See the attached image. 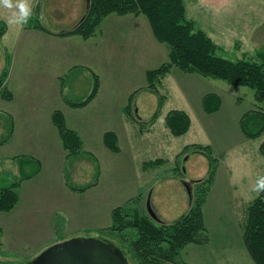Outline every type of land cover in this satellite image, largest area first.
Returning <instances> with one entry per match:
<instances>
[{"label":"rangeland","instance_id":"374dc122","mask_svg":"<svg viewBox=\"0 0 264 264\" xmlns=\"http://www.w3.org/2000/svg\"><path fill=\"white\" fill-rule=\"evenodd\" d=\"M186 4L188 15L194 17L198 26L222 46L219 53L223 56L255 60L257 50L264 49V0H186ZM96 33L88 38L76 35L89 39ZM5 42L0 38V70ZM158 42L161 54L162 45L166 47V57L151 63L150 69L169 59V44ZM44 69H36L43 74L32 78L51 77V73ZM100 72L105 85L102 101L98 103L97 100L92 106L80 109L66 106L67 126L77 129L83 139L80 151L69 154L70 151L63 148L65 153L62 159L51 162L50 159L56 158L52 146L49 149L51 155L45 161L44 178L29 180L18 187L21 194L20 211L0 212V224L4 225L5 232V237L0 235V264H29L44 248L78 234L94 233L126 246L123 232L111 229L113 218L111 215L108 218L107 212L113 204L124 205L131 200L130 211L137 208L148 212L149 201L160 219L170 221L177 218L190 206L188 183L193 197V181L208 175L205 155L182 151L186 145L194 143L212 147L213 155L217 158L218 182L208 193L203 207L209 238L204 243H188L182 247L180 261L187 264H251L253 259L244 242L242 224L247 220L250 203L258 195L254 191L256 180L264 175V155L260 152L264 131L256 137H248L239 121L251 109L264 110V103L256 98L255 90L241 83L187 72L173 66L158 84L160 94L166 95L160 115L152 130L141 134L138 127L147 123L158 108L159 98L157 92L146 87L148 79L145 71L141 67L115 69L98 64ZM95 75L98 74L94 72ZM81 76L87 78V75ZM122 78L134 81L135 87L122 83ZM84 81L78 80L72 86V91L67 90L66 93L74 97L85 94L89 87H85ZM13 85L17 86L22 103L28 84L19 78L15 81L14 77ZM30 85L35 99L46 97L47 89L52 86L50 82H33ZM129 88L133 93L128 100L125 96L130 92ZM208 92L218 93L222 99L221 107L214 112H207L202 104V97ZM107 95L109 98H105ZM1 103L2 98L0 107L3 108ZM122 103L131 105L132 113L140 120L139 124L123 122L124 111L116 112L117 105ZM24 107L17 106L18 110ZM35 108L40 113L45 111L38 101ZM108 108H111L112 114L101 113ZM173 109L185 110L192 118L190 129L182 135H173L166 126L165 116ZM4 117L1 112L0 138L6 133L3 129ZM18 120L24 123L27 116H20ZM113 126L120 129V151L111 150L103 142L104 130ZM18 133L23 136L18 134L15 139L0 144V182H4L6 176L12 177L6 171L15 166L13 160L5 161L4 158L36 149L32 141L25 138L26 132ZM158 157L167 161L155 167H143L144 162ZM96 164L100 167L99 185L85 193L77 192L78 196L65 197L58 167H64V174L70 183L84 184L94 179ZM103 191L111 192V198L108 196L101 200L100 192ZM66 201L71 206L72 214L57 213V209L49 212L48 220L46 207ZM50 217L54 223L50 222ZM100 218L103 221L108 218L106 222L110 223L102 227L104 222ZM132 262L135 261L132 259Z\"/></svg>","mask_w":264,"mask_h":264},{"label":"trees","instance_id":"16d2710c","mask_svg":"<svg viewBox=\"0 0 264 264\" xmlns=\"http://www.w3.org/2000/svg\"><path fill=\"white\" fill-rule=\"evenodd\" d=\"M111 13L145 14L151 24L155 37L169 44V60L156 68L146 70L148 89L157 92L158 108L150 119L139 126L140 131L151 130L160 115V108L166 95L160 94L158 84L171 72L173 66L187 72H198L205 76L221 78L228 82H237L255 90L256 98L264 103V49L257 50V59H232L219 53L222 46L204 29L198 26L197 20L188 15L186 0H90L87 11L80 22L72 29L60 31V35L80 34L88 38L96 33L102 20ZM31 25L46 28L42 25L37 8L32 11ZM7 30L4 20L0 19V36ZM48 30V29H47ZM4 71L0 77V94L6 99L13 98V93L4 85ZM100 79L94 76L90 92L79 99L66 98L68 104L80 107L88 104L98 94ZM202 104L207 112H214L221 107L222 99L218 93L208 92L202 98ZM125 111L136 119L131 105ZM133 118V117H132ZM52 119L58 127L64 147L70 153L80 151L83 140L79 133L69 128L65 115L60 109L52 114ZM166 126L173 135L186 133L192 120L188 112L182 109L170 110L165 116ZM240 127L248 137H256L264 131V110L254 108L240 118ZM13 132V122L10 121L7 133L0 139L4 143ZM104 142L113 151H120L118 135L114 130L104 133ZM182 151H192L204 154L209 160L208 175L193 181L194 193L189 209L179 217L164 221L154 219L148 212L137 208L130 211V201L112 210L113 224L111 229L123 232L126 246H121L129 253L133 264H187L180 261L181 249L188 243H204L209 238L204 217V204L209 190L214 182L217 168V158L212 147L207 144L194 143L186 145ZM260 152L264 155V140L260 144ZM19 166V175L4 178L0 182V211L13 209L19 201L18 187L23 180L37 174L42 167L39 159L30 155L15 156ZM167 159L158 157L143 163L144 168L162 165ZM93 183L72 185L73 189L83 191ZM1 234V232H0ZM244 242L253 259L251 264H264V192L257 195L250 203L248 217L244 229Z\"/></svg>","mask_w":264,"mask_h":264},{"label":"crops","instance_id":"0c3cea01","mask_svg":"<svg viewBox=\"0 0 264 264\" xmlns=\"http://www.w3.org/2000/svg\"><path fill=\"white\" fill-rule=\"evenodd\" d=\"M29 3L32 11L37 8V13L40 17V21L46 27V30L28 26L32 23L30 18L26 24L10 22V20L12 19V13L18 10H9L0 6V19L4 20L7 25V30L3 35L0 36L1 39L6 41L4 45L5 53L3 55L0 77L4 71L7 73L4 79V85L13 93V98L11 99H6L0 94V98H2L3 102L1 103L3 108L0 107V113L2 112L5 116L3 129L4 132L7 133L9 123L10 121H12L13 132L7 141L15 139L18 134L20 137H22L23 135L18 132L24 131L27 133L25 138L32 141V146L36 148L35 150H27L25 152L17 153L14 156H11V158L9 159L4 158L5 161L13 160L15 164L12 170L10 169L6 172L11 173L12 176L19 175V166L14 159V157L18 155L33 156L39 159L42 163L41 170L32 177L23 180L21 184H24L29 180L44 178L46 169L45 161L51 155L49 149L52 146H54L55 148L56 158L54 160L50 159V161L53 162L58 158L60 160L62 159V155L65 153L63 151V148L65 147L60 131L52 119V114L56 109H60L64 113L67 120L66 106H70L72 108L74 106L68 104L66 98L79 99L85 97L90 92L93 86L94 72L99 75L100 79L98 94L88 104L74 108H86L92 106L95 102H97V100L98 103L102 101L101 96H105V94L103 93V91L105 90V85L101 72L100 74L98 73V64L101 67H114L115 69L123 67H141L146 73V70L150 69V67L153 65L151 63H156L157 61L162 59V57H166V47L162 45L161 54V51H159L160 43L153 33L148 17H145L146 15H144L143 13H111L102 20L94 37L84 39L76 34L60 35L58 34V32L69 30L80 22L87 11L89 0H29ZM10 28L15 30L12 31ZM41 68H46V70L44 69V71L50 72L51 77L39 76L40 78L33 79L32 77L34 75L43 74L39 73L36 70ZM75 73H77L78 75H75ZM81 74L87 75V78L81 76ZM14 77L15 81L19 78L22 79V81H26L28 84V87L24 90L25 99L22 103L19 101L17 86L13 85ZM80 79H82V81L85 80L83 83L85 87L86 85L89 87V90L85 94L77 97L68 95L66 91H72V86H75V84ZM116 81L119 82L118 79ZM33 82H41L46 84L50 82L52 84V86L49 87L46 91V97L42 96L41 99H35L34 94H32V85H30ZM121 82H126V84L130 83L131 87H135L133 86L134 81L130 82L129 80H125V78H122ZM129 91L130 92L125 96L128 100L131 98V94L133 93L130 88ZM108 96L109 95H107L105 98H109ZM37 101L38 105L42 106V108L45 109V113H40V110L35 108V104L37 103ZM21 105L25 107L23 108V110H18L19 108H17V106ZM127 105L128 104L125 103H122L120 105L118 104V107L116 109L117 113L120 112V110L124 111L123 113L125 117L123 116V122H131L133 124H137L138 122L140 123V120L132 118L131 115H129L125 111L124 108ZM110 110L111 108H108L104 111L102 110L101 113L109 112L110 114H112V111ZM20 116H27L26 122L19 123L18 117ZM72 129L78 132L77 129ZM107 130H114L117 133L118 140L120 142V129L115 126L104 130L103 142L104 133ZM151 130L140 131V129H138V132H141V134H145L150 132ZM5 143L6 141L0 144L2 145ZM68 151L69 150L67 149V152ZM57 153L59 154V157L57 156ZM207 161L208 171V158ZM58 171V176L60 179V183L63 185L62 190H64L63 194L65 197L78 196L77 192L80 191L73 189L72 185H86L88 183H93L86 190L81 191L85 193L87 190L93 189V187H96L100 183V167L97 166V164L95 166L94 179L84 184L70 183V181L67 180V175L64 174V167L62 165L58 167ZM216 175L209 193H211L212 190L217 186L218 175ZM109 194H111V192L109 191L100 192L101 200L104 197L108 196L111 198V195ZM19 195L21 198L20 193ZM109 200L110 199H108L107 201L108 206L110 204ZM19 202L20 201H18L13 209L4 212L12 213L13 210L20 211L18 209ZM67 202L68 201L62 202L57 206L52 205L50 207H46L48 220L49 212L53 213L57 209V213L64 212L68 216H70V214H72L71 206ZM117 206L118 204H113L108 209V218L109 215L112 216V209ZM49 208L55 209L49 210ZM107 220L103 221L101 219V221L104 222L102 224V227H105L110 223L106 222ZM50 222L54 223V219L51 221V217ZM246 222L247 220H245L242 224L243 229H245ZM0 232L2 236L5 237L4 225L2 224H0ZM250 263H252V261Z\"/></svg>","mask_w":264,"mask_h":264},{"label":"water","instance_id":"95a60500","mask_svg":"<svg viewBox=\"0 0 264 264\" xmlns=\"http://www.w3.org/2000/svg\"><path fill=\"white\" fill-rule=\"evenodd\" d=\"M90 1V0H89ZM89 4V3H88ZM190 196L192 192L188 183ZM149 214L160 218L147 202ZM29 264H133L129 253L121 245L98 234H78L44 248Z\"/></svg>","mask_w":264,"mask_h":264},{"label":"clouds","instance_id":"9594fccd","mask_svg":"<svg viewBox=\"0 0 264 264\" xmlns=\"http://www.w3.org/2000/svg\"><path fill=\"white\" fill-rule=\"evenodd\" d=\"M0 6L5 9H17L12 13V23H22L26 24L32 15V8L30 6L29 0H0ZM254 191L259 195V193L264 192V175L258 177L255 183Z\"/></svg>","mask_w":264,"mask_h":264}]
</instances>
